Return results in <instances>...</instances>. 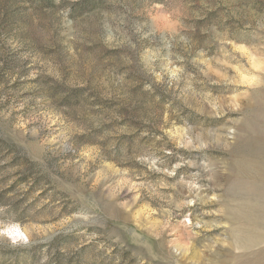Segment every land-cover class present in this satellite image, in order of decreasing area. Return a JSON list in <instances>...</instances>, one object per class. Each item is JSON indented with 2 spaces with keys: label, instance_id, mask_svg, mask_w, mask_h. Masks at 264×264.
<instances>
[{
  "label": "rangeland",
  "instance_id": "374dc122",
  "mask_svg": "<svg viewBox=\"0 0 264 264\" xmlns=\"http://www.w3.org/2000/svg\"><path fill=\"white\" fill-rule=\"evenodd\" d=\"M263 148L264 0H0V264H234Z\"/></svg>",
  "mask_w": 264,
  "mask_h": 264
},
{
  "label": "bare ground",
  "instance_id": "6f19581e",
  "mask_svg": "<svg viewBox=\"0 0 264 264\" xmlns=\"http://www.w3.org/2000/svg\"><path fill=\"white\" fill-rule=\"evenodd\" d=\"M251 174L252 172L249 174L248 171V175ZM253 176L258 181L256 183L258 187L255 188V191L253 190L254 192H250L249 196L252 198L248 199L239 195L236 200L238 204L235 203L236 205L231 207L232 213L230 211L236 222L230 247H236L240 251L243 250V254L234 255L231 258L235 261V263L233 262L234 264H264V165L263 170L259 173H254ZM247 187L250 189V186ZM256 247L260 248L257 251H252ZM249 253L253 258L249 259L247 256Z\"/></svg>",
  "mask_w": 264,
  "mask_h": 264
},
{
  "label": "clouds",
  "instance_id": "9594fccd",
  "mask_svg": "<svg viewBox=\"0 0 264 264\" xmlns=\"http://www.w3.org/2000/svg\"><path fill=\"white\" fill-rule=\"evenodd\" d=\"M13 231H15V229H13Z\"/></svg>",
  "mask_w": 264,
  "mask_h": 264
}]
</instances>
